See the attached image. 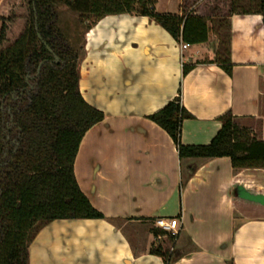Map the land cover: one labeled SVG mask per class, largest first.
<instances>
[{
	"label": "crops",
	"instance_id": "obj_1",
	"mask_svg": "<svg viewBox=\"0 0 264 264\" xmlns=\"http://www.w3.org/2000/svg\"><path fill=\"white\" fill-rule=\"evenodd\" d=\"M6 2L0 0V12ZM103 2L93 1V12L104 15L85 34L80 89L105 118L85 134L75 173L106 218L50 222L31 243L29 264H166L151 252L171 247L167 238L154 239L160 216L181 223L172 264H264V168L235 170L229 157L181 161L171 136L147 117L181 89L191 114L182 123L183 144L210 143L228 111L264 140L262 15L229 17V74L215 62L212 23L207 42L183 48L171 30L131 14L127 0ZM229 6L230 0H156L160 13L213 15ZM185 66H192L186 75Z\"/></svg>",
	"mask_w": 264,
	"mask_h": 264
},
{
	"label": "trees",
	"instance_id": "obj_2",
	"mask_svg": "<svg viewBox=\"0 0 264 264\" xmlns=\"http://www.w3.org/2000/svg\"><path fill=\"white\" fill-rule=\"evenodd\" d=\"M93 1L27 0V22L15 39L8 34L12 18L0 17V264H29L31 243L54 220L106 218L83 192L75 173L85 134L105 118L80 89L85 34L104 15L93 12ZM65 8L76 14L78 29L70 34L60 24V10ZM127 9L152 18L186 44L207 42L212 23L217 27L215 62L229 74V17L258 13L264 21V0H230L227 12L213 15L160 13L156 0H127ZM191 68L185 66L183 74ZM181 95L180 89L147 116L171 136L181 161L229 157L235 170L264 168V140L231 111L220 117L223 125L210 143L183 144L182 123L191 114ZM190 170L194 174L196 167ZM158 234L164 232L155 231ZM151 252L166 264L177 258L174 250L161 245Z\"/></svg>",
	"mask_w": 264,
	"mask_h": 264
},
{
	"label": "rangeland",
	"instance_id": "obj_3",
	"mask_svg": "<svg viewBox=\"0 0 264 264\" xmlns=\"http://www.w3.org/2000/svg\"><path fill=\"white\" fill-rule=\"evenodd\" d=\"M101 1L102 0H95L96 3H99V6L101 5ZM118 2L120 3V6L123 5V0H118ZM27 3H28L27 0H7L5 6L0 12V14L4 15L5 18L6 17L12 18V20L8 22L9 23L8 34L10 39H15V37H17L19 32L22 31V29L24 28L27 22V16H28ZM106 9L107 8H105V10ZM100 10H102V8H100ZM60 14H61L60 24L65 31H67L70 34L71 32H74L75 30L78 29L75 23L76 14L73 11H71L68 8L67 9L65 8V10L64 9L60 10ZM6 21H8V19H6Z\"/></svg>",
	"mask_w": 264,
	"mask_h": 264
},
{
	"label": "built area",
	"instance_id": "obj_4",
	"mask_svg": "<svg viewBox=\"0 0 264 264\" xmlns=\"http://www.w3.org/2000/svg\"><path fill=\"white\" fill-rule=\"evenodd\" d=\"M183 48H187L188 44L183 43ZM154 227L160 229L164 234L154 235V239L158 242L162 241L165 238H171V247L170 250H174L175 242L181 232V223L179 218L174 217H157L154 220Z\"/></svg>",
	"mask_w": 264,
	"mask_h": 264
}]
</instances>
